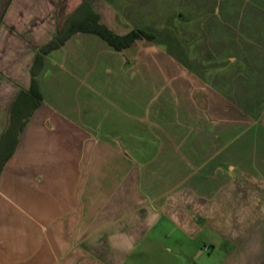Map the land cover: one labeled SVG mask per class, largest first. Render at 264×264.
<instances>
[{
    "label": "crops",
    "instance_id": "crops-1",
    "mask_svg": "<svg viewBox=\"0 0 264 264\" xmlns=\"http://www.w3.org/2000/svg\"><path fill=\"white\" fill-rule=\"evenodd\" d=\"M85 2L0 0V264H264V171L237 145L142 155L140 102L100 48L143 41L43 53Z\"/></svg>",
    "mask_w": 264,
    "mask_h": 264
},
{
    "label": "rangeland",
    "instance_id": "rangeland-1",
    "mask_svg": "<svg viewBox=\"0 0 264 264\" xmlns=\"http://www.w3.org/2000/svg\"><path fill=\"white\" fill-rule=\"evenodd\" d=\"M52 1L70 4L45 8L46 17H64L82 0ZM89 1L117 32L156 35L131 52L100 48L115 66L109 79L140 102L142 155L164 162L171 149L196 156L197 144H234L240 167L264 171V0ZM151 134L159 152L146 143Z\"/></svg>",
    "mask_w": 264,
    "mask_h": 264
},
{
    "label": "trees",
    "instance_id": "trees-1",
    "mask_svg": "<svg viewBox=\"0 0 264 264\" xmlns=\"http://www.w3.org/2000/svg\"><path fill=\"white\" fill-rule=\"evenodd\" d=\"M77 32L98 35L117 51L129 50L139 41L153 42L156 39L155 34L140 28L133 29L124 35L117 34L103 24L100 14L94 10L89 2H85L70 16L60 35L43 49V53L58 48L65 42V36Z\"/></svg>",
    "mask_w": 264,
    "mask_h": 264
}]
</instances>
